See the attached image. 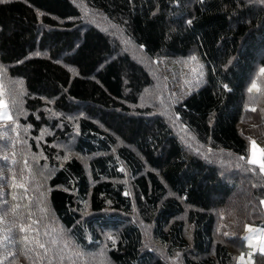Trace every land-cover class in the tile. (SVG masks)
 <instances>
[{"label": "trees", "instance_id": "trees-1", "mask_svg": "<svg viewBox=\"0 0 264 264\" xmlns=\"http://www.w3.org/2000/svg\"><path fill=\"white\" fill-rule=\"evenodd\" d=\"M87 2L124 25L150 56L187 55L194 48L199 52L205 82L187 93L176 111L201 141L243 157L236 162L244 173L225 179L215 165L187 150L162 118L120 115L116 110L125 87L139 90L145 73L128 55L112 57L111 40L101 30L90 27L81 34L73 24L79 11L71 0H4L0 63L25 81L31 111L26 119L40 128L46 118L38 119L36 111L45 98L63 111L82 103L102 116L106 113L102 119L115 124L133 146L116 147L115 135L93 119L81 118L76 151L95 154L90 174L77 157L60 166L47 180L50 208L84 249L101 245L103 230L113 227L119 229L109 251L115 264H164L144 249L139 224L124 218L132 201L114 179L124 178L126 168L141 209L153 221L155 238L168 250L182 251L184 264H235L233 250L242 248L244 227L264 226V173L248 161L250 139L264 146V111H258L259 105H245L252 73L264 65V5L256 0ZM13 160L19 166L15 156L0 154V187L2 174L8 182L4 200L0 196L7 202L0 203V216L6 221L7 210L27 200L23 189L11 187L13 175L17 183L26 184L30 197L36 179L28 169L17 176ZM88 201L93 215L83 218ZM108 202L114 211L106 214ZM41 212L33 215L39 228ZM255 255L253 264H264V253Z\"/></svg>", "mask_w": 264, "mask_h": 264}, {"label": "rangeland", "instance_id": "rangeland-1", "mask_svg": "<svg viewBox=\"0 0 264 264\" xmlns=\"http://www.w3.org/2000/svg\"><path fill=\"white\" fill-rule=\"evenodd\" d=\"M71 1L79 11L78 16L73 18V24L81 34L90 27L101 30L111 40L114 52L112 57L128 55L141 66L142 71L145 73V81L142 82L143 84L139 90L131 86L125 87L126 94L119 99L121 104L117 106L119 108L116 110L120 115L129 116L130 118H162L187 150L215 165L225 179H233L239 173H244V170H241V167L239 168L236 162V159L239 160L240 158L229 151L215 148L211 142L201 141L196 132L192 131L181 121L176 111V105L184 99L187 93L203 85L205 82L204 70L200 67V65L204 67V64L199 52L195 48L187 55L150 56L142 51L143 48L131 39L124 25L120 22L114 21L102 10L92 7L87 0ZM193 55L197 57L196 61L189 59ZM66 65L73 73L75 72L74 67L67 63ZM260 67H264V65L257 66L255 73H252L247 88L251 86L253 80H256L259 87L264 89V75L260 74ZM201 72L203 73L202 76L200 75ZM259 80H261V83ZM0 84L3 85V96L0 98H3L7 103L8 110L15 121L13 123V121L0 120V154L13 155L15 153V157L19 161V166L14 164L18 172L17 174L14 173L17 176L25 174L29 168L31 169V174L36 176L32 185L30 184L34 192L30 210L33 215H35L36 211H41V208L47 209V213H40V228L36 224L32 226L33 228H38L40 241L46 242L50 237L44 235L45 231L51 232L52 228L59 229L61 227L69 230L58 220L52 208H50L48 194L50 187H48L47 180L50 179L51 175L60 166L73 157H77L84 164L87 173L90 174L89 162L95 154L85 155L76 151L81 118H91L99 123L107 132L115 135L117 139L116 147L126 145L130 148L132 145L117 132L115 124H112L109 120L105 121L102 119L106 113H103L102 116L100 111H96V109L94 110L92 107H87L82 103H76V108L72 110L63 111L58 110L51 99H43V97V104L41 105L43 108L36 111V117L38 119L45 117L47 122H43L42 120L40 128L36 129L26 119L31 111L26 107L29 91L26 88L24 79L11 75L8 69L5 68V71L0 74ZM245 105H259L256 106L258 111H264V92L253 90L249 93L248 89H246ZM29 125H31L30 128L28 127ZM240 126L244 128V125ZM42 130H44L43 137L39 138L41 137ZM252 141L255 142L256 146V158L264 160V146L255 139H250L248 161L253 153ZM66 155L69 159L64 160V156ZM25 159L27 160L28 168L25 167ZM239 161L242 162L243 160L240 159ZM1 166L3 167L4 165L1 164ZM123 171L125 173L124 178L114 179V182L122 183L125 189L124 194L131 198V212L124 218L137 222L141 227L145 237L144 249L154 252L155 259L162 260L164 264H184L182 251L171 252L168 250L167 245L155 238L153 234V221L146 218L137 201V189L134 184V178L130 176L126 168ZM3 177L4 175L2 174L4 182L1 184L0 192L5 195L8 182ZM42 193L43 195H41ZM0 196L2 198L3 195ZM2 200L4 199L2 198ZM19 204L22 207L17 210V213L14 214L13 211L7 210L10 218L8 221L3 218V223H0V225H4L3 228L0 227V230H3L0 231V235H7V230L12 228L13 223H30L27 219L29 209L23 207L24 205H28L29 201L21 200ZM113 211V203L108 202L105 207V213L109 214L113 213ZM219 213L223 216L220 210ZM21 215L24 216L23 221H21ZM91 215H93V210L88 201L84 208L83 218H89ZM246 226H250L252 231H248ZM246 226L243 232L244 242L242 240V248L239 247L233 250L236 258L235 264H253L256 256L255 253H264L262 251L264 249V231H258L264 229V226L252 224H247ZM187 227L190 231L191 225L187 224ZM102 233V244L92 249L82 248L85 255L83 258H78L76 264H100L99 258L94 260L89 253L98 252L105 245L107 246L106 264H115L109 255L110 249L115 245H113L111 240L106 238V234H111L115 238L116 244L119 238V229L111 227L103 230ZM33 235L35 234L33 233ZM218 235L221 237L220 233ZM11 236L13 242L9 243L5 241L4 247H0V256L6 257L3 264H47L46 259L43 261L35 259L34 253L31 251H28L27 256L24 255L25 249L21 240L22 234L18 228H12ZM68 236L74 240L70 230L68 231ZM48 246L51 247V245ZM32 247V245H28L29 249ZM9 251L13 252L14 255L8 256L7 253ZM37 251L42 252L39 249Z\"/></svg>", "mask_w": 264, "mask_h": 264}, {"label": "snow or ice", "instance_id": "snow-or-ice-1", "mask_svg": "<svg viewBox=\"0 0 264 264\" xmlns=\"http://www.w3.org/2000/svg\"><path fill=\"white\" fill-rule=\"evenodd\" d=\"M257 3H259L260 5H264V0H256ZM188 24H191L192 21L189 20L187 22ZM141 48H143L144 46L141 45ZM35 55H40V53H35ZM192 61H196L197 57L196 56H191L189 58ZM21 61H18V63ZM201 68H203V65H200ZM5 71V68L3 65H0V74H2ZM259 72L261 75H264V67H260ZM200 75L202 76L203 73L201 72ZM224 87L227 89V85H224ZM253 90H256L257 92H264V89H261L259 87V85L257 84L256 80H253L251 83V86L248 88V92L251 93ZM147 91V90H146ZM3 96V85L0 84V97ZM253 111H255V109H252ZM58 115V114H57ZM0 120H8V121H13V123H15V121L13 120L12 115L10 114L9 110H8V105L5 102V100L3 98H0ZM29 128L31 127V125L28 126ZM44 134V130L41 131V137L42 138ZM38 138V139H39ZM253 144V153L252 156L249 159V163L250 164H257L259 165V169L261 173H264V160H260L256 158V146H255V142L252 141ZM209 151H211V149H209ZM13 156H15V153H13ZM4 160H7L8 157L4 156L3 157ZM69 159V157L66 155L64 156V160ZM241 159H243V157H241ZM13 164H15V160L12 161ZM25 167L28 168L27 165V160L25 159ZM29 173L31 174V169L29 168ZM11 187L13 188H20L23 189L25 192V199H27L29 201L28 205H24L23 207L29 209L28 213H27V219L28 221H30V223L25 224L23 222H20L19 224L13 223L12 224V228H18L19 232L22 234L21 240L22 243L24 245V255L27 256L28 251H31L34 253L35 259L37 260H47V264H65V262H67V264H76V261L78 258H83L85 253L82 251L83 246L80 244H77L71 237L68 236V231L69 230H65L64 228H52L51 232L49 231H45L44 235L50 237V239L46 242H41L39 239V230L38 228H33V224H38L39 221L33 220V214L30 210L31 208V201H32V197L27 196V192H28V188L26 186L25 183H17L16 182V177L15 175H13L12 177V184ZM0 195H4V193L0 192ZM43 195V193L41 194ZM13 200H17L18 197L14 194L13 195ZM0 203L2 204H6V201H0ZM262 204H264V200L261 201ZM22 206L20 204H15L12 208L13 213H17V210L20 209ZM41 211L44 213H47V209L41 208ZM21 221H23L24 216L21 215ZM0 223H3V216H0ZM248 231H252L250 226H246ZM12 228H9L7 230L8 234L7 235H0V247H4V242L8 241L9 243H12V236H11V232H12ZM3 231V230H0ZM258 231H264V229H260ZM33 233L35 235H33ZM106 238L108 240H111L113 245H115V238L111 235V234H106ZM28 245H32V248H28ZM48 245H51V247H49ZM106 245L102 246L98 252H92L89 253V255H91L93 257V259H97L99 258L100 264H106L107 261V257H106ZM37 249L42 250L41 251H37ZM262 251H264V249H262ZM8 256H13L14 253L9 251L7 253ZM4 259H6V257L0 256V264H3Z\"/></svg>", "mask_w": 264, "mask_h": 264}]
</instances>
